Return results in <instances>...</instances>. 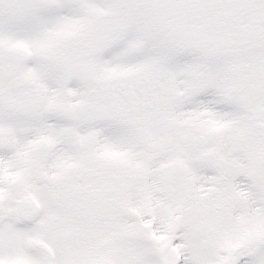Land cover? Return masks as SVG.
I'll return each mask as SVG.
<instances>
[{"label":"snow or ice","instance_id":"snow-or-ice-1","mask_svg":"<svg viewBox=\"0 0 264 264\" xmlns=\"http://www.w3.org/2000/svg\"><path fill=\"white\" fill-rule=\"evenodd\" d=\"M0 264H264V0H0Z\"/></svg>","mask_w":264,"mask_h":264}]
</instances>
